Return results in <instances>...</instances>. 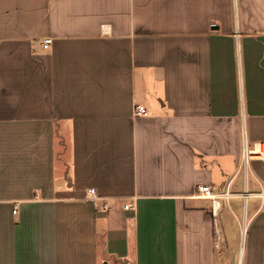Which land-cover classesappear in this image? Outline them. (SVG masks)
I'll return each mask as SVG.
<instances>
[{
	"label": "crops",
	"instance_id": "crops-1",
	"mask_svg": "<svg viewBox=\"0 0 264 264\" xmlns=\"http://www.w3.org/2000/svg\"><path fill=\"white\" fill-rule=\"evenodd\" d=\"M244 144L264 0H0V264H264ZM197 186L232 197L214 214Z\"/></svg>",
	"mask_w": 264,
	"mask_h": 264
},
{
	"label": "built area",
	"instance_id": "built-area-1",
	"mask_svg": "<svg viewBox=\"0 0 264 264\" xmlns=\"http://www.w3.org/2000/svg\"><path fill=\"white\" fill-rule=\"evenodd\" d=\"M52 40L50 38L43 39L40 43V47L43 50H47L51 45ZM146 111L142 106L136 105L133 107L132 116H145ZM251 161H259L264 163V144H254L251 147H248L246 144L243 145L241 156H240V167L247 168ZM246 194H241L242 198H245ZM258 196L262 199L264 198V193L260 192ZM195 197L200 199L210 200L211 202V211L215 214L217 208H219V199L224 201H228L232 195L225 192L219 196L214 195L211 187L208 186H197L195 188ZM85 200L89 202V204L94 205L96 202L101 201V198L98 196L96 190L94 188H88L86 191ZM106 208V204L103 203L102 209ZM16 206H13L12 213H15ZM124 210H130L131 205L126 204L123 206Z\"/></svg>",
	"mask_w": 264,
	"mask_h": 264
},
{
	"label": "rangeland",
	"instance_id": "rangeland-1",
	"mask_svg": "<svg viewBox=\"0 0 264 264\" xmlns=\"http://www.w3.org/2000/svg\"><path fill=\"white\" fill-rule=\"evenodd\" d=\"M60 142V141H59ZM60 144V143H59ZM61 146H62V150H61V147H60V149L59 150H61V151H63L62 152V154H63V156H62V160H63V162L66 164L67 163V161H68V159H69V144L67 143V139L65 140V142H63L62 144H61ZM59 147H57V149H58Z\"/></svg>",
	"mask_w": 264,
	"mask_h": 264
}]
</instances>
